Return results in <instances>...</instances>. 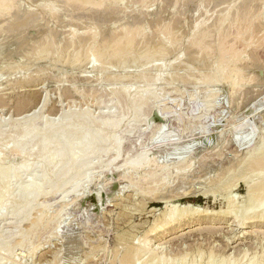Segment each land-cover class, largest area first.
<instances>
[{"label": "rangeland", "instance_id": "obj_1", "mask_svg": "<svg viewBox=\"0 0 264 264\" xmlns=\"http://www.w3.org/2000/svg\"><path fill=\"white\" fill-rule=\"evenodd\" d=\"M76 1L7 0L14 7L7 15L0 12V49L8 50L0 56V131L11 133L13 125L20 123L18 119L32 113L44 99L46 106L35 121L39 125L42 118H57L63 112L87 109L99 116L101 112L119 111L114 101H109L113 87L129 88L128 98L142 89H161L160 108L150 115V124L142 114L138 121H126L120 132L129 126L134 129L127 143L135 147L132 159L146 150L154 162L139 169H124L121 156L113 172L98 169L101 173L98 171L96 179L84 183L64 201L67 187L66 191L40 196L37 205L27 212L28 219L14 220L6 210L0 217V236L18 230L30 232L31 221L41 213L43 228L41 232L35 229L37 233L33 228L32 238L31 233H25L29 237L25 246L10 239L9 248H0L3 264H120V256L145 239V232L164 209L165 202L157 197L217 210L225 208L227 199L235 195L244 210L247 182L264 180V161H259L263 166L258 163L261 169L253 167L255 163L249 168L246 162L258 155L260 147L264 151V0H121L99 10L95 1L88 0L90 6L86 1L87 5L79 4L82 0L77 5ZM139 16L143 19L132 29L131 44L122 41L114 48L103 40L106 36L108 40L121 36L124 23L138 21ZM102 40L111 47L106 49L111 53L105 52ZM120 55L128 59L118 68ZM140 72L144 73L142 78L137 75ZM156 76L162 81L151 80ZM210 78L217 79L212 82ZM202 90H209L210 95L203 101L196 99ZM118 94L120 99L122 94ZM129 105L124 102L122 114ZM161 124L174 137L153 142ZM250 130L257 134L250 136ZM241 136L243 142L251 139L250 144H240ZM10 147L5 152L0 147L8 169L36 157L30 144L23 150H17L14 142ZM186 161L191 163L189 167ZM243 172L247 179H243ZM36 174L39 170L32 174L21 171L9 184L11 199L17 198L19 185L36 178ZM156 179L161 187L153 184ZM130 181L140 182L135 191H120ZM260 200H256L260 206L255 201L254 208H258L254 211L262 209L264 199ZM237 214V218L185 222L179 232L154 239L151 246L175 247L186 242L207 252L212 247L223 248L226 255L238 254L240 258L244 251V259L264 253V225L241 227ZM57 223L60 235L54 233Z\"/></svg>", "mask_w": 264, "mask_h": 264}, {"label": "bare ground", "instance_id": "obj_2", "mask_svg": "<svg viewBox=\"0 0 264 264\" xmlns=\"http://www.w3.org/2000/svg\"><path fill=\"white\" fill-rule=\"evenodd\" d=\"M68 1H70V0H68ZM77 1H76V3H77ZM85 1L87 3L89 2L88 0H82L81 3H80V1L78 3L81 5L83 3H85L84 5H87ZM92 1H95V4H97V6H95V4H93V5L99 10V9H102L103 7H107L109 5L108 3H110V2H113L114 4H116V3H119V1H121V0H90L91 3H92ZM9 2H11V0H9ZM12 3H13V1H12ZM78 3H77V5H78ZM88 4L90 6V3H88ZM13 5L11 3H8L7 0H0V12L7 15L8 13H10L11 9L14 7ZM49 7H50V5H49ZM228 11H230V10H228ZM5 12H7V13H5ZM139 17H140V19H138V21L132 22V21L128 20V22L124 23V27L122 28L123 30L120 33V34H122L121 36H119V35L115 36L114 35V37H117V38L114 39L112 36L111 39H113V40H108L109 38L107 36L106 37L103 36V37H105V39H103V40H105L106 43L108 42V44L110 43L109 44L110 46L114 45L113 46L114 48H116L119 45V43H122V41H124L126 44H127V42H129V44H131L132 40H134V37H133L134 35H133L132 29H133V27L136 26L137 23H141L142 19H143L142 16H139ZM144 21H145V19H144ZM144 21H143V25H144ZM91 31H94V30H91ZM108 32H105V33L107 34ZM109 37H110V35H109ZM94 38H96V37H94ZM112 42L114 44H111ZM104 43H103V45L106 44V43L105 44ZM108 44H106L105 48H104V46L102 47L105 49V52H109L108 50H106L110 47V46H107ZM48 46H49V44H48ZM155 46H154V50H155ZM54 48H55V46H54ZM114 50H112V52ZM228 50H226V51H228ZM6 51H8L7 48L0 49V56L5 54ZM49 51H50V49H49ZM109 53H111V51ZM109 53H108V55L110 56L111 54H109ZM219 53H221V52H219ZM98 54H99V52H97V54H95V55H98ZM124 54L127 55L126 52ZM223 54H225V53L223 52ZM104 55H105V53L101 52L100 56H104ZM108 55H106V59H107V57H109ZM230 56H231V54H230ZM119 57H121V55ZM122 57H121L122 59L121 58L119 59V61H120V62H118L119 64L117 63L118 68L124 66V64L127 62V59L129 56L127 58H124L126 56H122ZM104 58H105V56H104ZM104 62L105 61H103V64H104ZM154 62L152 63L153 64L152 66L156 65ZM137 75L139 78H142L144 73L143 74L137 73ZM216 79L217 78H214V79L210 78L209 81L213 82V81H216ZM151 80L159 83V81H162V77L156 76V77H153V79H151ZM118 87L117 88L113 87L114 92H110L109 94L112 95V93H114V94H116V97H117V92H119V94L120 93L122 94L120 96V99L118 97L114 98V96H113L114 94H113L110 97L109 101L113 100L117 109L118 110L120 109L119 111L113 110V111H108L105 113L101 112L99 116L92 114L87 109L83 110V111H79V112H63L57 118H52V117L51 118L50 117L42 118L40 120L41 125H39V124L35 123V121L37 120L38 113L46 106V99H44L36 107V109H34V111L32 113L27 114L23 117H20L21 120L18 119V121H20V123L17 121V123H19V124L15 125V127L13 125V130L11 133L5 134L2 131H0V147L4 152L7 151L8 149L12 148V147H10L11 142H14V146L16 147L17 150H23V148L27 144H30L31 148L36 152L35 159L24 160L19 165H16L11 169H8L6 167L5 153H3V154L0 153V217H2L4 212L6 210H8L9 213L11 214V218L14 220H19L20 218L28 219L29 213H27V212L32 210L34 208V206L37 205V199L40 196H42V195L45 196V195H48L51 193L52 194L58 193V192H60L61 189L65 190L67 187L69 190L66 189L67 193H65V195L62 196L63 197L62 199L64 201V199L66 197H68L69 195L72 196V195L76 194L81 188H83L82 186L86 185L84 183H91L94 179H96L99 176L97 173L100 169H103V170L107 171L108 173L111 172V170L113 172L115 170L114 164L117 162V160L121 156H124L123 157V166L125 167L124 169H128L131 167H133L134 169H139L144 164L154 162L153 157H151V155L146 150H143V151L141 150V152H139L140 154L137 153V156H135V158L133 157L134 159H132L131 153L135 147H134V144L133 145H131V144L127 145V143H129L128 142L129 137H130L129 132L134 131V129L131 126H129V129L127 128L124 131V133H120V132H122L123 127H125L126 121H128V120L138 121L139 116L142 114H146V117L144 118V120L146 121L147 125L150 124V118H151L150 115L152 113H154L155 110L160 108L159 97H161L160 99H162V96L160 94L161 92H159V91L161 89L157 88L158 90L160 89L159 91L153 90V88L142 89L137 93L136 96H133L134 98L133 97L128 98L127 93H129L130 90L128 91L127 89H129V88L124 89L123 87L122 88L121 87L118 88ZM109 89H111V88H109ZM205 91L202 90V93L200 92L201 94L200 93H199V95L197 94L199 97L196 99H200L201 101H203L208 96H210L207 94L209 90L206 92ZM119 94H118V96H119ZM162 95H164V94H162ZM124 102H129L130 105H129L128 111L125 112V114H122V112H124V111L121 110V108L124 105ZM5 121H10V120L5 119ZM165 126L166 125H164V124L163 125L161 124L159 126V129H158L155 137L153 138L154 139L153 142L158 143L160 141L170 140L172 137H174L173 132L170 130H167L168 128H167V126L166 127ZM0 127H1V125H0ZM137 131H139V130H137ZM240 131L242 132V130H240ZM249 132H251L249 135L252 136L257 131H255V130L251 131L250 130ZM260 136H262V135H260ZM238 138L242 139V136L238 137ZM241 139H240V141H241ZM245 139H247L245 142H243L244 140L241 141V143L239 142V140H236V142H238L240 144L249 145L251 139H249V138H245ZM258 144H256V145L258 146ZM124 145H127L128 147L125 148ZM237 145H239V144H237ZM123 147H124V151H123ZM260 148H259V152H258L257 156L256 155L250 156V157H252V159L249 162L245 159L246 162L250 164L249 168L252 167L253 163H255V166L253 165V167L257 168L256 165L259 167V164H261L264 161L262 159V158H264V156H262V155H264L263 154L264 151H262V148L260 151ZM248 151H250V150H248ZM256 151L257 150H255L254 152H256ZM252 154H254V153H252ZM246 158H248V157H246ZM261 160H262V162L259 163V161H261ZM238 162L240 163L241 161H238ZM189 163L190 162L186 161L185 166L189 167ZM249 164H247V165L249 166ZM168 165H167L168 168H166V170L171 168ZM262 166H260L259 169H261ZM165 167H164V169H165ZM245 167L247 168V166H244L243 169ZM35 170H37V171L39 170L40 174L37 176L38 173L36 172L37 177L35 178V176H34L35 179L33 178L31 180L26 181L25 183L20 184L19 187L17 188V198L11 199L12 198L11 194H10L11 188L9 186L11 181L13 179H16L18 174L21 171L28 173V174H32L35 172ZM166 170H161V172L162 171L163 172L165 171L166 173L170 172V169L168 170V172ZM230 170H231V167H230ZM247 170H249V169L247 168ZM237 171H238V169H237ZM237 171H236V173H239ZM102 172H104V171H102ZM206 172H203V173H206ZM246 172H248V171H246ZM201 173H202V171H201ZM211 173H213V172H211ZM232 173H234V171ZM162 174H165V173H162ZM180 174H182V173H180ZM244 174H242V175H244ZM246 174L244 175V177L241 176V178L243 177V179H245L247 177ZM209 175H210V173H209ZM248 175H250V174L248 173ZM158 176L156 178H158ZM160 176H162V175L160 174ZM164 176H166V175H164ZM231 176H228V177H231ZM231 179H233V178H231ZM261 179H262V181H260ZM261 179H259L260 182H253V183L247 182L248 183V185H247L248 190H247V194L244 196V198H245L244 202L246 203V207L244 208V210H242L243 207L240 208V205L242 204V202L239 205L238 202L236 201L238 199L235 198L236 199L235 200L234 199L235 195L231 196V194H230V196H231V198L233 197V199L232 200L230 198L227 199V200H229L227 206L225 208H220L217 210H214L210 206H200V205H197V204L192 203V202H186V203H178L177 202L176 203V202H173L171 200L172 197H157L161 202L162 201L165 202L164 209L159 214L158 219L157 220L155 219L156 221L154 222V224L145 232V236H143V237L141 236L142 238L145 237V239H143L141 241V243L138 242V244H139L138 246L137 245L133 246V248H130V249L127 248L125 250L124 254L122 256H120V258L118 259L119 263L120 264H264V253H262V252H261L262 254H260V255L256 254V255H253L251 257H247L246 259H244L245 258V256L243 255L244 251L242 252V258H240V257H237L238 254H237V256L235 254L233 255L232 253L230 255H226L225 249H223V248L217 250L214 247H212L207 252V251H204L203 248H201V246L193 247V246L187 244L186 242H183L181 245H179V246L177 245L175 247L174 246L170 247V245L165 246L164 244H158L156 247H154L153 245L151 246V242L154 239L161 240L165 236H169V235H172L176 232H179L181 224L184 225L183 223H185V222H188V221L193 222L194 220L197 221L198 219L200 220L201 218H206V219L207 218H214V219L223 218V219H226V218H229L230 216H235V214L238 213L237 215L239 217V221H237L236 219L235 220L237 222H239V225H241V227L245 226L246 224H250V223H259V224L264 225V205L262 204L263 205V206H261L262 209L259 208L260 210L256 209L254 211L255 208H258V207L254 208V204L257 202L256 200L258 199V197H259V200L260 199L262 200V198L264 199V195L262 194V192L264 191V180H263V178H261ZM162 180H163V178H162ZM220 180H222V179H220ZM165 181H163V183H164V184H162L163 186L165 185ZM228 181H230V178ZM153 182H154L153 184L156 183V185L157 184L160 185L159 183H161L157 179L154 180ZM136 183H140V182L130 181L129 186L123 187L120 191H124L125 193L127 191H135ZM159 187H161V185ZM153 189H156V188L154 187ZM136 190H137V188H136ZM148 192L150 193V191H148ZM179 195H186V194L181 193ZM228 196H227V198H228ZM75 197H76V195H75ZM149 199H151V197L147 198V200H149ZM258 203L259 202H257V204ZM258 205L260 206L261 204L259 203ZM109 206H110V204H109ZM243 206H244V203H243ZM255 206H256V204H255ZM66 207H67V205H66ZM158 208H160V207H158ZM240 209H241V211H239ZM42 214L43 213H41V215H38L33 221H31V224H32L31 226H32V229L34 228V231L32 229L30 232H29L30 229H28L27 231L26 230L25 231L24 230H22V231L18 230L15 232L11 231L8 234L1 235L0 236V248L2 250L3 249L6 250V247L8 246V243L10 242L9 240L13 239V238H15L17 245H24L25 246V243L29 239V237L27 236L28 234L31 233V235H30V237H31L32 231H33V233H37L38 231L41 232L40 230H41V227L43 226ZM60 216H61V214H60ZM235 218H237V217L235 216ZM56 225H57L56 227L54 225V228H55V230H56V228L58 230L59 229L58 227H60V226L58 223ZM35 229L36 230L39 229V230L37 232H35L36 231ZM57 230L54 232L55 235H60V234H58ZM27 232H28V234H25ZM187 234L189 235V233H187ZM26 238H27V240H26ZM7 248H9V247H7ZM60 252H62V251H60ZM56 257H58V256H56ZM56 259L58 260V258H56ZM56 259H55V261H56ZM0 264H3L1 259H0Z\"/></svg>", "mask_w": 264, "mask_h": 264}]
</instances>
